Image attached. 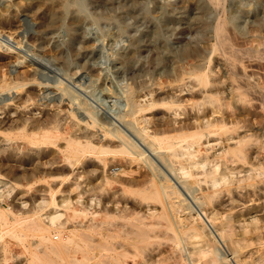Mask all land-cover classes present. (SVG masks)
I'll return each instance as SVG.
<instances>
[{
	"label": "rangeland",
	"instance_id": "rangeland-1",
	"mask_svg": "<svg viewBox=\"0 0 264 264\" xmlns=\"http://www.w3.org/2000/svg\"><path fill=\"white\" fill-rule=\"evenodd\" d=\"M221 1L216 7L205 1L208 14L204 17L212 24L225 15L234 18L231 26L245 30L233 37L238 56L233 67L226 55L229 57L231 50H213V32L194 28L198 8L188 6L194 0H0V119L7 120L0 127V264H27L30 260L48 264L47 258L56 260L51 264H104L92 248L100 220L107 234L118 235L109 242L121 243L116 250L124 252L129 237L122 234V224L130 226L142 211L153 210L149 207L159 210L158 202L140 199L130 191L134 186L119 180L137 176V162L129 164L128 174L117 172L126 157L118 154L119 140L109 132L103 138L104 129L89 123L93 113L106 126L119 125L118 129L135 137L128 121L120 116L127 107L125 90L132 86L134 98L141 103L170 90L184 99L171 108L157 102L143 112L146 118L157 111L177 121L184 117L183 112L201 114L205 110L212 121L198 149L196 144L191 149L209 159L204 168L215 164L216 173H224L228 179H220L215 191H207L197 209L212 219L215 234L221 232L230 239L216 241L203 223L194 219L193 211L185 209L181 215L193 217L199 226L195 236L184 234L188 249L197 250L193 264H203L205 258L198 249H209L208 245L226 252L233 264H264V0ZM51 4L56 18L45 27ZM257 21L262 26L254 32L252 26ZM249 45L257 52L249 51ZM192 46H198L200 54H181L184 47ZM194 63L208 71L210 81L204 88L211 89L210 96H217L213 101H204L202 86L192 75L184 73L179 82L173 80L175 69L189 70ZM183 83L192 89L175 90ZM190 130L198 131L196 127ZM95 133L101 140H93V147L84 146L90 135L97 139ZM71 137L82 142L72 151H82H75L67 160L63 150ZM237 144L241 151L233 152ZM148 155L170 172L156 154L149 151ZM191 169L197 172L191 177L199 181L192 186L193 193L200 195L198 187L205 190L207 185L203 167L196 164ZM138 209L140 213L133 212ZM50 214H59L54 223L49 222ZM33 220L50 228L53 241L67 240L69 230L75 232L72 240L76 241L88 233L90 240L83 241L85 251L75 254L80 260L69 258L74 254L71 243L64 244L69 247L65 254L48 253L38 233L27 227L20 230ZM226 221L228 225H222ZM170 233L151 237L150 249L166 247L167 241H162L169 240ZM60 256L64 259L58 260ZM133 258L128 253L123 256L124 263L132 264L137 259ZM137 260L141 261L140 256Z\"/></svg>",
	"mask_w": 264,
	"mask_h": 264
},
{
	"label": "bare ground",
	"instance_id": "bare-ground-1",
	"mask_svg": "<svg viewBox=\"0 0 264 264\" xmlns=\"http://www.w3.org/2000/svg\"><path fill=\"white\" fill-rule=\"evenodd\" d=\"M182 1L187 2V0H182ZM205 1L207 3L213 4V6L215 5L214 7H216V5H218L221 0H204V2L202 0H194V2H192L193 4L192 3L188 4V6L194 5L196 8H198V10L196 11L197 12L196 15L193 16L192 22H193L194 28L195 29L198 28L197 30L201 31L202 33L205 32L206 30H211L214 35V42L211 44L212 49L214 50V49L222 48L221 50L224 51V49L228 47L231 51H229V57H228V54L226 55L229 60L228 62H230V64L233 67L235 65V62L238 60V56L236 53L237 49L234 47L235 38L233 39V37L236 35L238 36V35L244 34L245 30L243 28L241 29H243L244 31L239 30L240 25L238 26L239 29L237 27L231 26V22L233 23L234 18L230 17L232 19L230 20L225 15L218 16L215 18L212 24L209 23L207 18L204 17V16H207L208 14L207 13L208 4H206ZM182 7H183V4H182ZM49 9H50L49 18L44 24L45 27H49L50 25H52L56 18V12L52 4L51 6H49ZM235 24L237 25V23ZM261 26L262 25L257 21L256 24L252 26V30L254 32H258L261 29ZM260 42L263 43V39H261ZM259 45L260 44H258V46ZM246 48L249 51L257 52V49L254 48L253 46L249 45ZM181 52H182L181 54L185 53L186 55L188 54L198 55L200 54V49L198 48V46H192V47H186V48L184 47V49ZM262 53H264V50ZM200 65L194 63L193 66L191 65L189 66V70L184 69L185 71L175 69L173 72V76H172L174 78L173 80L179 82L180 80L183 79L182 75L184 73H188L189 75H192V78L194 77L196 82L202 86V88H200V95H202V97L205 98L204 101L206 99L207 100L210 99L211 101H213L214 99H216L217 96L216 97L210 96L211 92L209 91H211V89L204 88L207 86V83L210 81L208 71H206L205 69H202ZM233 75H236V74L233 73ZM34 81H36V79H34ZM185 86H188L187 87L188 91L192 89V86H189L183 83L182 86L178 84L175 90L181 91L182 89H184ZM132 87H129V89L125 90L127 91V96H126L127 97L126 98L127 107L124 113L120 114V116L123 117V119H125L126 121H128L126 125L127 124L130 125V128H132L136 138L133 136L130 137L129 134H127V132L124 133L125 132L124 129L123 131H121L122 129L120 128L118 129L119 125L117 123H116L118 125L117 127L114 126L113 124L111 127L106 126L105 123L97 120L92 115L93 113L90 114L91 116L89 115L91 119L89 123L91 126H99L100 128L102 127L104 129V131H102V134H101L103 138L105 137L106 132H109L112 136L116 137V139L119 140V142L116 143V145L120 146L117 149L118 154L119 152H121L126 157H124L125 163L120 165V167L117 169L118 170L117 172L128 174L130 172L129 164L133 163L134 161L137 162V166H135L136 167L135 170H136V173H138V175L135 177L129 178V179L119 178V180L131 186H134L133 189H130V191L136 193L140 197V199L156 201L160 204V207H159V210H156V208H153V207H149L148 208L149 210L153 209L151 212L142 211V213H140V209H138L137 211H133V212L140 213V214L136 213L138 214V216H135V222H132L130 226H125V224H122L123 229H124L122 234L128 235L127 237H129V240L126 241V243L129 246L126 247V249H124L125 250L124 252L116 250V247H119L121 243L116 242L115 240L109 242L108 240L109 238L113 236L115 237L118 235L116 233L113 234V236L111 234H107L106 229H105L106 226L104 227V224H103L104 221L100 220V222L95 225V228H96L95 232L97 233V239L94 240L95 243H94V246L92 247L93 252L95 255L98 256V260L103 262L104 264H125L123 260V256H126L128 253H130L131 256L134 257L133 260L136 258L138 259V256H140L141 261L138 262V260L136 259L133 261L132 264H193L194 262L193 254H196L197 250H193L192 248L188 249V247L186 246L187 245L186 241L184 240V234H188L191 237L195 236V233L198 231L197 227L199 226H197V224L195 223L196 221L195 222L193 221V217H191L192 219L190 220L184 214L181 215V212H183L185 209L189 210L188 213L193 211V213L195 214L194 219L200 220L204 225L202 226L206 228L210 233L213 234L212 236L216 241L217 240L225 241L223 240L225 237L221 234V232L218 235L215 234L216 231L214 233L213 231L214 226H213L212 219L205 213L204 210L201 211L200 209H197V207L201 208L200 205L204 202V198L208 195L207 191H212V192L215 191L214 186L219 183L220 179L224 181L228 179L224 173L222 174L216 173L217 165L215 166V164L213 165V168L211 167L204 168L205 164L208 163L209 159L206 156H202L198 154L199 150L197 149L199 147L198 146L199 141H201L203 132L210 131L209 127L210 125H212V121H210L207 118L208 111L206 112L205 110L201 114H197L196 112H194L193 114L191 111L183 112L185 114L184 117L177 121L175 119H170L168 117H165L163 113L160 114V112H157V111L152 112L150 117L146 118L143 112L145 110H150L157 102L159 104H162V105H165L171 108L172 105L176 103L178 104L184 99H182L178 94H173L174 91L171 92L172 90H170V91H164L163 95L162 93H160L162 96L159 95L156 98L150 99V101L141 103L140 101L134 98L135 97L133 96L134 89ZM173 88L174 87H172V89ZM205 92H209V93H205ZM88 111L86 110V112ZM173 112L176 113V110L175 111L173 110ZM92 116L95 119H92ZM204 118L206 119L203 120ZM175 121H176V124H175ZM23 122L24 121H22V123ZM86 122L88 123V120H86ZM6 123H7V120L0 119V127ZM8 124L13 125V123H8ZM31 126L32 128L36 126L38 127V125H31ZM193 127L194 128L196 127L198 131H193V130L191 131L190 129ZM222 128L223 126L221 125L220 129ZM86 136L87 135H85V137ZM95 136L97 137V139H94V137L92 138V136L90 135L89 138H87V141L83 143V145L88 146V147H93L94 146L93 140L95 141L101 140L100 139L101 136H98V134L96 133H95ZM43 137H44V140L46 141L48 140L47 136H43ZM44 140L43 142H46ZM78 144H82V142L75 139L74 137L73 138L71 137L68 140H66V144L64 147L65 150H63V152L65 151L64 156H66L67 160L70 159V157L73 155L75 151L76 152L78 151V148L77 150L72 151V149L74 150L76 145ZM141 144L144 146V148L143 146H141ZM195 144L197 145L196 147L197 149L195 148L191 149V147ZM79 151H82V150H79ZM149 151L156 154V156L159 157L160 161L168 168V171L176 175L175 176L176 178L170 176L169 174L170 172L167 173L164 170H162L163 168L161 169L158 166V163H156L153 160V158H151L150 155H148ZM232 151L233 152L241 151L240 144H237L236 147L232 149ZM196 164H200L203 167L202 173L204 175V180L206 181V184H207L205 187V190L202 189L203 188L202 186L198 187L199 190H202L200 195L193 193L194 190H192V186L199 183V181L195 177H191L197 173L191 169V167ZM126 168H129V169H126ZM177 170L178 171L180 170L181 173L178 174ZM182 175H184L185 177ZM208 183L212 187L211 189L209 188L210 186L208 185ZM187 193L191 196L192 199L189 198ZM139 203H140V200L137 204ZM139 206L140 205H136V208ZM130 212L132 213V211ZM134 214L135 213H133V215ZM50 215L48 216L49 222L52 223L56 218H58L57 216L59 214L58 215L53 214L51 216ZM127 221H129V219ZM1 223L2 222H0V225ZM227 223L228 222L226 221L224 224L222 223V225L226 226L228 225ZM26 227L34 231L35 233H38L36 235L39 236L40 240L45 242V250L48 253L54 252L58 254H63L64 252L65 254L67 252V248L69 247L68 246L67 248L64 247V244L71 243L70 250L74 251V254L69 255V258L73 261L80 260L77 257H75V254L80 250H84L83 241L88 239V235H89L86 232L88 235L85 234L81 236L82 237L81 239L83 240L76 241V240H72V238L75 235V232L73 230H69V236L67 237L68 238L67 240L60 239L59 241H53L54 239H52L53 237L49 233L50 228L39 225V223L36 222L35 220L24 224L22 227H20V230H25ZM225 230L227 229L225 228ZM171 231L172 233H170L169 236L167 235V238L169 240L162 241L164 243H166L167 241L166 247H163L164 245H162L158 248V250L157 248L150 249L149 243H151V240H150L151 237H158V236L163 237V236H166V233H169ZM229 234H231V232ZM26 237H27V234H26ZM227 237L228 239H230L229 235ZM26 239L27 238H25V240ZM228 239H226V241ZM220 243H223V242L220 241ZM231 243H232V246L236 248L237 242L233 240V238L231 239ZM231 243L229 245H231ZM204 244L208 245V243L207 244L204 243ZM208 246L207 247L209 249H206L205 247L204 249L202 248L198 249V253H201L202 256H204L203 259L205 258L203 260V264H233L230 262V258L227 257L226 252L225 254L221 253L220 251L216 250V247H213V246L211 247L212 249L211 250L210 245ZM233 247H231L232 250H233ZM147 248L149 250H147ZM3 250L6 251V248L3 247ZM103 250H107L108 251L107 254L102 253ZM237 251L238 250H234V253ZM229 252L231 253V251ZM86 255L87 254H85L84 257ZM234 255H237V254H234ZM35 259H37L39 262L42 261V259H40L38 256H36ZM60 259H64V257L62 256L58 257V260ZM4 260H6V258H4ZM52 261L56 263V260H54L53 258L46 259V263L48 264H51ZM81 262H84V261H81ZM28 263L36 264L34 260H30L29 262L27 261V264Z\"/></svg>",
	"mask_w": 264,
	"mask_h": 264
}]
</instances>
